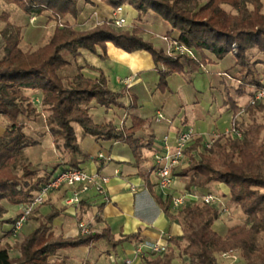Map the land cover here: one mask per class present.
I'll list each match as a JSON object with an SVG mask.
<instances>
[{
	"label": "trees",
	"instance_id": "trees-1",
	"mask_svg": "<svg viewBox=\"0 0 264 264\" xmlns=\"http://www.w3.org/2000/svg\"><path fill=\"white\" fill-rule=\"evenodd\" d=\"M3 1L15 4L28 18L33 14L42 15L43 12H48L56 21L67 16L75 19L79 15V0ZM100 1L111 8L128 4L142 14L154 12L171 28L165 37H169L176 46L196 52L199 57L180 50L165 52L156 49L140 36L143 32L140 27L118 29L111 20L85 30L75 29L68 20L57 21L45 43L33 50L23 51L20 48L21 26L9 22L7 13H2L5 24L0 29L3 53L0 58V117L7 119L9 124L0 135V200L5 199L14 205L28 203L33 193L59 167L56 164L50 172L35 177V171L30 170L31 163L26 162L21 175L13 172L12 166L20 150L39 143L23 132V125L18 121L19 116H28L31 111V103L23 95V89L41 93V104L49 112L47 130L52 135V142L67 157L62 169L79 167L87 160H101L81 147L74 124L80 127L81 136L105 141L122 140L130 147L135 163L141 159L140 149L145 143L136 136V131L145 120L132 116L128 128L116 127L112 120L95 122L89 111L92 102L105 108L126 106L119 100L120 94L108 87L102 72L97 78H88L81 72L82 67L78 66L77 72L64 81L58 74L69 64L63 53L74 58L81 50L99 55L98 48L107 42L127 53L146 51L151 55L158 73L157 88L163 92L167 90L169 75L180 74L186 83L193 84V74L205 64L213 63L207 53L222 59L232 52L237 74L233 77L235 84L225 87L227 95L223 106L232 111L233 127L240 131L241 136L228 138L221 134L213 140L210 148L199 152L198 158H195L194 153L200 144L197 138L186 150L187 154L190 153L188 169L185 172L176 169L175 174L184 177L190 173L184 184L188 191L202 189L211 183L226 187L229 199L240 208L246 221L227 228L220 235L212 227L218 216L215 206L203 202L187 204L182 208L185 223L182 233L170 236L168 243L178 247L181 240L186 241L182 252L189 258V264H217V253L234 249L239 250L246 264H264V242L258 244L259 235L264 234V140L260 138L264 123L252 120L245 126H238L235 119L241 111L236 98L248 91L264 88V81L257 69V64L264 63V59H253L255 53L264 55V13L260 11V0H207L201 5L196 0ZM223 3L231 5L236 13L223 8ZM248 3L252 8L248 7ZM133 98L134 95H131L132 101ZM243 109L251 115L254 111L264 110V107L248 102ZM153 195L165 215L174 218L169 211L171 196L162 199L155 193ZM3 212L0 204V216ZM58 214V210L52 209L45 215L43 223L23 236L18 244V257L11 258L8 246L0 243V264H50L49 257L59 248L90 244L101 238L114 244L140 239L139 232L117 239L109 231H89L69 238L55 236L50 225ZM4 222L8 223L9 220ZM155 255L152 259L144 260V264H171L173 249L168 246L162 255Z\"/></svg>",
	"mask_w": 264,
	"mask_h": 264
},
{
	"label": "crops",
	"instance_id": "crops-1",
	"mask_svg": "<svg viewBox=\"0 0 264 264\" xmlns=\"http://www.w3.org/2000/svg\"><path fill=\"white\" fill-rule=\"evenodd\" d=\"M112 9L100 0H90L85 7L87 13L81 12L74 19L75 22L70 24L77 30L87 29L96 23L110 20ZM122 15L125 17L128 25H131L126 26L128 30L132 29L135 24L142 27V37L146 41L151 42L155 48H157L155 45L158 43L160 45L159 49H165L166 40L163 41V39L156 37V41L154 40L155 42H153L148 38L149 35L146 32L147 29L149 31L153 29L156 30L155 32L158 35L165 34L170 30V26L165 20L161 18L157 19L156 17H146L128 4L123 5ZM94 20H97V22H94V24L89 25L87 28L84 27L86 23ZM46 22L47 19L43 15H38L34 22L28 24L24 38L25 41H22L21 44L29 46L37 41L41 37L43 29H45ZM47 39L48 37L45 39V42ZM86 52V50H81L80 54L75 58L67 53H63L69 64L59 70V76L64 81L69 79L77 72L78 66L82 67L81 72L88 78H97L100 72L104 74L108 87L120 94L119 100L126 108H105L92 102L89 108L92 118L97 123L112 120L114 125L119 128L131 126L132 116L145 120L142 127L136 131V136L142 138L145 143V146L140 149L141 159L138 163H135V158L130 147L120 139L108 141L95 140L91 136H81L80 132L78 135L76 133L81 147L90 155L101 159L84 161L79 164V167L89 173H97L100 176L107 177L104 185V196H106V199L91 188L81 195L79 203H69L67 199L70 196V190L67 187H61L60 189L53 190L49 194L47 201L35 207L27 216L26 221L18 231L19 239L16 238L17 235L13 234L2 238L5 235L3 227L9 226L12 220L21 213L24 204H18L20 211H17L15 216L8 219V223L0 225V238H2L0 242L8 243L11 246L8 250L11 258L18 257L20 252L18 244L16 247L14 246L16 241L20 242L24 235L29 234L34 228L44 222L45 215L52 209H56L59 214L50 225V230L55 236L60 235L62 238L77 236L81 234L79 223H83L86 225L88 232L104 233L109 231L115 239L123 235L139 232L140 239L114 244L105 238H101L90 244L59 248L54 255L49 257L50 264L58 262H62L63 264H117L125 260L130 261L128 264H142V258L134 255L137 244L140 242L152 243L157 240L164 241V234H168L169 232L173 236L182 233V229L175 221V217H167L153 195L155 193L162 199L166 198V195L161 193L156 185V177L153 170V155L161 150L163 138L168 135L169 140H171L180 127L185 126L193 130L189 124L183 123L187 122L184 114L180 115V109L184 105V102L181 103L178 100V104H176L166 92H170L172 96L175 95V87L176 89H183V98L188 102L187 104H190L197 103L199 88H196L193 84L192 88L189 89L187 86L189 84L186 83L184 78L180 74L173 73L167 77V90L163 92L159 91L157 88L158 73L154 68L151 55L146 51L127 53L107 42L104 46L98 48V53L101 56L92 53L91 55H87ZM207 54L215 60L213 54ZM84 55L88 57L85 59ZM232 58V55L227 54L222 59L215 60L213 64H207L199 70L206 75L208 90H210L209 81L211 74L226 69L227 66L225 64L227 60H231ZM234 61H232L231 65ZM145 72L152 73L154 82L156 83L154 91L156 109L151 114H141V112L138 114L137 111L139 109L136 101H132L131 95L133 89L143 83ZM126 77L132 78V82L128 87L122 83V79ZM171 85H173V88ZM36 91L41 95L40 91ZM169 106L172 108L170 109ZM100 108L104 110L105 116L103 119L97 120L94 116V111ZM108 112H110L109 115H107ZM157 112L164 113L163 119L157 120L155 118ZM176 117L179 118L178 124H175V120L178 119ZM117 120L121 123L124 122V126L118 125ZM0 129L1 135L4 128L0 126ZM42 142L45 149L48 151L53 150L52 135L49 131L44 133ZM60 169L62 167L55 170V172ZM178 178L179 183L174 184L168 196L175 195L182 190L184 183H182L180 176ZM221 188H225L228 194L226 187L223 186ZM0 204L4 210L2 220H7L6 214L8 212V205L10 204L5 199L1 200ZM172 210L173 208L170 204L169 211L172 213ZM98 229L101 230L99 231ZM169 236L171 235L169 234ZM98 244L102 248L99 249L97 247Z\"/></svg>",
	"mask_w": 264,
	"mask_h": 264
},
{
	"label": "rangeland",
	"instance_id": "rangeland-1",
	"mask_svg": "<svg viewBox=\"0 0 264 264\" xmlns=\"http://www.w3.org/2000/svg\"><path fill=\"white\" fill-rule=\"evenodd\" d=\"M196 1L201 5L205 3L207 0H196ZM89 2L90 0H87L86 2L84 0H79L78 2L79 15L81 12L87 13L85 11V7H86V4H88ZM260 2H261L260 11L264 13V0H260ZM222 7L225 8L227 11H230L231 13H236V10L229 4L223 3ZM248 7L252 8V5L248 3ZM2 13H7L9 22L21 26V36H22L21 42L25 41L24 38L26 35L27 26L28 24L31 23L29 22L28 16L24 14L22 10L19 7H17L15 4L6 3L3 0H0V29L5 24V21L1 18ZM42 15L47 19V22L45 25V29H43V32L41 33V37L37 41H35L33 44H30L29 46L27 45L23 46V43L22 44L20 43V48L23 51L33 50L39 45L43 44L45 42V39L49 37V35L52 33L54 25L56 24L57 21L63 22L64 20H68V22L72 24L75 22L74 18H72L71 16H67L64 19H58L56 21L52 17H50L48 12H43ZM143 15H145L146 17H156L157 19L158 18L160 19V17L157 14L151 11ZM94 22H97V20H94L90 23H86L84 27L87 28L89 25L94 24ZM126 26H131V25H128V23L126 22V24L123 25V27H120V28L116 27V28L127 29ZM134 26H137V25L135 24ZM140 28L142 29V27ZM155 31L156 30H153V29H151L150 31L149 29H147L146 32L149 35L148 38L151 39L153 42L156 41L157 39L156 37L163 39V41L166 40L167 44L165 45V49H164L165 52H168V51L176 52L177 50H180L179 47L181 46H176L175 44L171 42L169 37L168 38L165 37L166 33L169 32L170 30H168L163 35H158V33H156ZM142 34L143 32L140 34L141 37H142ZM172 35L174 36L175 33H173ZM1 45H2V38L0 35V58L2 57V54H3L1 50ZM155 46L157 47L156 49H159L158 47L160 45L156 43ZM86 53L87 55H91V53L88 51ZM192 53H193L192 56L196 54V57H199V55H197L196 52L192 51ZM229 54L232 55L233 58L231 60H227L225 64L227 68L211 74V78L209 81L210 90H208V87H207V83H206L207 78H206L205 73L198 71L193 74V84L195 85L196 88H199L198 90L199 95H198L197 103L187 104L188 102L185 101V98H183V94H184L183 89H180V88L176 89L175 87V95H172V96L170 92H166L170 95V97H172V101L175 102L176 104H178L177 102L178 100H180L181 103L184 102V105L181 106V109H180V115L184 114V116L187 118L188 123L187 122H183V123L186 125L189 124V126L193 128L194 135H195L194 141L193 143L190 144V146H192L195 143L197 138L200 140V144L196 152L194 153L195 158H198L199 152H203L206 149H208L204 147V144L207 142H210L212 138L215 139L221 134H223L224 137H228V138L235 137L234 133L232 132L233 113L231 110H228L225 106H223V100L227 95L225 87L227 88L229 85L235 84L233 77L237 74V68L233 67L234 63L231 65L232 61H234L235 58L232 52ZM206 55L208 58L213 60V63L215 62V60H220V59H217L216 57L214 60L210 56H208V54ZM87 57L88 56L84 55L85 59ZM256 58L264 59V55H262L261 53H255V55H253V59H256ZM213 63H207V64H213ZM207 64H205L204 66H206ZM257 69L262 76V81H264V63H258ZM154 72L157 75L155 70ZM144 74L145 75L143 76V83L136 86L133 89L132 95H134L133 99L136 101V105L139 109L137 113L139 114L141 112V114H149V113L151 114L156 109V102H155L156 100H154V97H155L154 91L156 89V83L154 82V77L152 73L145 72ZM131 82L132 80L129 82V84H131ZM193 84L187 85L188 88L191 89ZM172 86L173 85H171V87ZM156 91L158 92V90ZM254 91L255 90L248 91L247 94H245L244 96L240 98H236L237 104L241 107V111L238 112L235 116L236 123L238 126H245L246 124L250 123L252 120H256L257 122L264 123V110L254 111L251 115H249V112L243 109V107L248 102L250 103V99L254 96L256 92ZM23 95L26 96L28 101L31 103V106H30L31 111L28 116H24V115L19 116L18 121L22 123L23 125V128H22L23 132L29 135L31 138L38 140L39 143L34 146L23 147L20 150L12 166V169L15 174L21 175L23 164L26 162H30L31 163L30 170L35 171V177H38V176H42L50 172V170L56 164H59L58 168L64 167V162L66 161L67 157L65 154L61 152L59 148L55 146L54 143H53L54 148L53 150H50V151L45 149L44 146L42 145L43 135L45 132L48 131L47 126H46V120L49 115V112L46 110L45 106L41 104V95L39 94V92H37L36 90H31V89H23ZM255 104H259V105H262V107H264V98L260 99ZM169 108L171 109L172 107L169 106ZM109 114L110 112L107 113V115ZM94 116L97 120H101L104 118L105 112L103 109L100 108L94 111ZM178 120L179 118L175 120V124H178ZM117 121H118V125L124 126V122L121 123L119 120ZM8 124H9V121L7 119H5L4 117H0V126H2V128H5ZM73 127L75 129V132L78 135V133L80 132V127L77 124H74ZM260 138L264 140V130L261 131ZM190 146L188 148H190ZM189 156H190V153L187 154L185 163L182 164V167H179L177 171L185 172L188 169L190 165V162L188 161ZM189 175L190 173H188L184 177L180 176L182 183L185 184V182L188 180ZM221 187L223 186L217 183H211V184L206 185L202 189H193V191H188L184 188L183 192L192 194L194 198L186 199L178 208L172 210V213L176 219L175 221L180 225L181 229L185 226V223L183 220L182 208L187 204H191L192 202L200 203L201 197L206 194L213 195L214 201L210 204L215 206L218 210L217 219L214 221L212 225L213 229L217 233H219L220 235H223L226 232L227 228H230L236 225H242L245 223L246 216L243 214L240 208L229 199V194L226 193L225 188H221ZM17 188H19V186H17ZM209 188L211 189L208 190ZM17 211H20L18 205H14V204L8 205V212L6 214L7 220L15 216ZM2 217L3 215L0 216V225H2L3 223H7V222H4L5 220H2ZM13 221L14 220H12V222ZM3 229H4L3 233L5 232V235H3L2 238L6 237L9 234H12V232L9 230L10 225L3 227ZM98 230L100 231L101 229H98ZM18 233L19 232L15 234L17 235L16 236L17 239H19ZM169 234L173 236V234L170 232L166 234V236L167 235L169 236ZM2 238H0V241L2 240ZM262 242H264V234L261 233L258 237V244L260 245ZM17 244H19L18 241H16V244L14 246L16 247ZM6 245L8 246V248L11 247L8 243ZM185 245H186V241L184 240L180 241V244L178 247L170 243L167 244V248L169 246V247H172L173 249V259L171 261V264H189V258L182 252V248ZM97 247L99 249L102 248L100 247V244H98ZM164 252H162V254ZM221 253H217L216 255L217 264H246L245 259L241 256L239 250L234 249L231 252H227L228 254L226 256H221ZM162 254H159V255H162ZM139 257L142 258L141 263L144 264V260L152 259L154 257V254H151L150 252L145 251L143 252L142 256H139ZM117 264H125V263L120 262Z\"/></svg>",
	"mask_w": 264,
	"mask_h": 264
},
{
	"label": "built area",
	"instance_id": "built-area-1",
	"mask_svg": "<svg viewBox=\"0 0 264 264\" xmlns=\"http://www.w3.org/2000/svg\"><path fill=\"white\" fill-rule=\"evenodd\" d=\"M123 6L120 5L112 9L111 21L115 27H123L126 24V19L122 15ZM36 15H31L29 17V22H33L36 19ZM181 52L187 53L192 56V51L179 47ZM132 80L131 77H126L122 79V83L128 87L129 82ZM255 92V91H254ZM264 98V89L256 90L254 96L250 99V104H255L260 99ZM163 114L157 112L155 118L157 120L161 119ZM232 132L235 137H240L241 133L239 130L232 128ZM195 138L194 131L189 127H180L174 134L171 140H169L168 135L163 138V145L161 150L153 155L154 162V174L156 177V185L158 189L164 195L168 196L170 189L174 187V184L179 183V176L175 174L176 169L182 167L187 158L186 149L193 143ZM214 138L204 144L205 148H210ZM107 177L100 176L97 173H89L81 167L74 168H63L53 173L48 181L43 184L38 190H36L30 201L24 204L21 213L14 219L10 224V231L15 235L22 227L23 223L26 221L27 216L34 210L35 207L45 203L49 197V194L53 190L60 189L61 187H67L70 190V196L67 199L69 203H79L81 200V195L91 188H93L97 194L104 196L105 194V183ZM182 190L171 195V206L173 209L178 208L186 199L194 198L192 194L183 192ZM106 199V196H104ZM214 197L211 194H206L201 197L203 203H212ZM193 204V202L191 203ZM79 229L81 234L88 233V229L85 224L79 223ZM164 234V241H155L152 243L140 242L137 244L134 250V255L137 257L142 256L143 252L148 251L152 254H162L167 248L168 238ZM228 253L223 252L221 256H226ZM130 261L125 260L124 263L128 264Z\"/></svg>",
	"mask_w": 264,
	"mask_h": 264
}]
</instances>
